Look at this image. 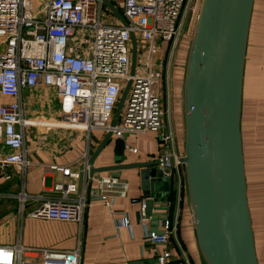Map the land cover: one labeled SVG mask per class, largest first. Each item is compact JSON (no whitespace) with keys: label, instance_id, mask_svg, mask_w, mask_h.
Masks as SVG:
<instances>
[{"label":"built area","instance_id":"obj_1","mask_svg":"<svg viewBox=\"0 0 264 264\" xmlns=\"http://www.w3.org/2000/svg\"><path fill=\"white\" fill-rule=\"evenodd\" d=\"M127 20L123 25L109 12L103 21L102 0H0V177L12 178L10 168L21 175V188L15 195L24 209L32 195L24 190V175L30 160L25 137L35 130V145L46 147L47 123L29 122L23 107V90L49 87L61 105L57 125L108 131L122 138L156 132L161 142L157 159L164 176L181 165L172 144L173 131L165 122L160 86L167 49L176 42L190 0H109ZM108 16V17H109ZM116 21V22H113ZM131 33L136 39V59L131 73ZM128 91L118 120L111 125L123 88ZM134 140V138H133ZM124 148L137 152L134 143ZM55 172L54 200L29 211L31 217L59 221H82L88 198L110 207L116 197H125L128 183L118 176L91 177L88 197L79 182L88 175L87 159L50 164ZM113 212V210H111ZM140 220L145 235L153 243L169 241L173 228L165 219L161 234L147 227L144 201ZM115 227H130L127 217H114ZM72 256V258H70ZM158 264H174L170 250L156 257ZM0 264H80V250L28 248L19 242L0 243Z\"/></svg>","mask_w":264,"mask_h":264},{"label":"crops","instance_id":"obj_2","mask_svg":"<svg viewBox=\"0 0 264 264\" xmlns=\"http://www.w3.org/2000/svg\"><path fill=\"white\" fill-rule=\"evenodd\" d=\"M30 98L31 96H28V102ZM162 98L164 103V91ZM35 101L43 102L40 99ZM178 104L177 100L174 104H167L165 122L174 133L172 148L181 156L184 149V126L179 119ZM44 120L48 127L53 124L75 132L69 134L59 129L63 131L57 134L58 138L54 141L47 130L46 147L37 148L35 130L28 129L24 147L31 165L24 175V190L32 195L42 194V197L37 201L27 202L22 210L19 200L15 197L20 191L21 175L16 173L14 168H10V180L5 181L0 177V230L7 235L6 238L4 236L0 239L1 244L19 242L28 248L66 251L79 248L80 264H138L139 261L156 259L157 255L166 249L170 250L172 261L176 264H204L195 240L182 164L172 170L168 191L162 193L165 201L153 204L152 211L162 216L145 220L149 229L158 230L163 229V218L169 221L173 231L165 244L153 243L145 235L144 225L140 220L145 198L139 168L120 170L118 177L128 183V192L125 197H116L111 209L100 201L88 198L80 222L29 216V211L46 201L54 200L57 196L52 191L55 172L50 169V164L74 161L81 165L92 155L106 134L100 130L87 133L82 129L57 125V121L50 123L48 118ZM240 130L255 250L258 264H264V0H254L252 7L243 71ZM122 138L127 143L133 142L137 147L136 153L124 148L123 163L157 159L161 145L158 133L124 132ZM113 141L111 135L95 158L94 167L114 164ZM104 173L110 174L102 172L95 173V176ZM88 183L89 177L86 175L80 181L81 193H84L85 197H88L89 188L92 190L94 186V182L90 185ZM7 198L13 199L12 202H5ZM159 205L166 209H155ZM123 215L127 217L130 227L116 228L114 217Z\"/></svg>","mask_w":264,"mask_h":264},{"label":"water","instance_id":"obj_3","mask_svg":"<svg viewBox=\"0 0 264 264\" xmlns=\"http://www.w3.org/2000/svg\"><path fill=\"white\" fill-rule=\"evenodd\" d=\"M102 2L123 25H128L109 0ZM253 2L200 0L189 40L182 86L184 149L180 162L195 240L204 264H258L240 130L244 61ZM135 59L136 39L131 33V73ZM128 87L129 82L119 97L112 126L118 120ZM110 138L108 131L87 158L88 184L95 173L119 176L122 169L139 168L144 212L150 219L162 216L152 211L153 204L165 201L162 193L168 191L172 177L164 176L158 159L123 163L125 141L120 137L113 141L114 164L94 167L95 158ZM155 209L166 208L159 205ZM151 230L161 234V230ZM138 264L158 263L157 259H151Z\"/></svg>","mask_w":264,"mask_h":264},{"label":"rangeland","instance_id":"obj_4","mask_svg":"<svg viewBox=\"0 0 264 264\" xmlns=\"http://www.w3.org/2000/svg\"><path fill=\"white\" fill-rule=\"evenodd\" d=\"M199 5H200V0H190L189 2V9L186 11V15L183 20V24H182L183 26L180 31V34L176 39V42H174V44L171 46V48L167 49V53L165 55V68L163 70V77L160 86L161 94L164 91L163 104L165 105L164 106L165 110L168 108L167 104L169 103L174 104V102L177 100L179 103L178 104L179 119L182 122H183L182 86H183L184 69H185L187 53L189 49V40L192 35ZM105 16H107V18L109 19H112L111 16H109V12L106 8V5L103 7V21L105 20ZM116 20L118 21L117 18ZM22 94L24 96L23 103L25 106L24 116L29 122L31 123L38 122L40 125L43 126V123L45 122L44 119L48 118L49 120L48 122L56 123V121L59 119V114H61V105L58 96L53 89L49 87H40L39 89L27 88L23 90ZM28 96L29 97L31 96L30 98L31 103L27 101ZM37 99H40L43 102H36L35 100ZM59 129L65 130L64 127L59 128L54 126L53 124L48 128L49 133L53 137L54 141H56L58 138L57 134L63 131ZM65 131L68 132L69 134L75 132L72 131V129H66ZM113 138L115 139L114 135H112V141ZM30 165L28 167H30ZM100 175H105V173ZM8 200L12 202L13 199L7 198L5 199V202ZM4 236L5 238L7 237V235L3 233L2 230H0V239L4 238Z\"/></svg>","mask_w":264,"mask_h":264},{"label":"trees","instance_id":"obj_5","mask_svg":"<svg viewBox=\"0 0 264 264\" xmlns=\"http://www.w3.org/2000/svg\"><path fill=\"white\" fill-rule=\"evenodd\" d=\"M120 11V9H118ZM169 197V196H168ZM175 263V262H174ZM176 264V263H175Z\"/></svg>","mask_w":264,"mask_h":264}]
</instances>
